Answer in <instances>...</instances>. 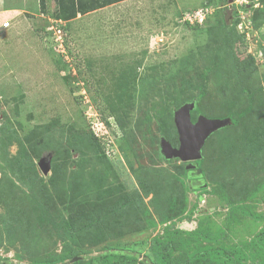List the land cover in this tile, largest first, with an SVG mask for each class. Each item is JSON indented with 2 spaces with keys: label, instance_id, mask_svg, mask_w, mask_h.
Wrapping results in <instances>:
<instances>
[{
  "label": "rangeland",
  "instance_id": "rangeland-1",
  "mask_svg": "<svg viewBox=\"0 0 264 264\" xmlns=\"http://www.w3.org/2000/svg\"><path fill=\"white\" fill-rule=\"evenodd\" d=\"M45 1L42 12L38 0H0V264H147L151 240L175 229L173 261L250 243L264 228V0H130L67 23ZM199 10L200 27L182 22ZM217 37L228 39L225 56ZM200 90L197 111L237 126L214 131L185 178L161 140L177 147L173 114ZM118 101L123 128L108 110ZM91 130L102 150L76 153L73 141L88 142L73 135ZM259 130L254 157L247 143ZM125 198L141 205L105 213L88 237L71 231L72 216Z\"/></svg>",
  "mask_w": 264,
  "mask_h": 264
},
{
  "label": "trees",
  "instance_id": "trees-1",
  "mask_svg": "<svg viewBox=\"0 0 264 264\" xmlns=\"http://www.w3.org/2000/svg\"><path fill=\"white\" fill-rule=\"evenodd\" d=\"M53 3V11L51 12V16L53 20L58 21L59 23H67L71 20L75 19L78 15H85L89 12L104 8L106 6H110L119 2H122L124 0H51ZM45 0H38V5L40 8V11L45 12ZM186 25L192 28H198L201 25L195 24V25H189V23L185 22ZM227 40V41H226ZM224 39L222 37H217L214 39V44L216 46V49L218 50V55L225 56L228 54V49L225 45V43L228 42V39ZM233 49V48H229ZM205 75V73H204ZM64 81H67V78H63ZM125 86L124 88H127V83L123 84ZM118 95L117 97H119ZM204 96V92L200 90L198 95L195 97L193 101L187 102V103H195V107L191 112V120L192 122H195L196 118L193 119L192 115H202L201 112L197 111V103L199 100ZM117 100H120L121 98H116ZM122 101H118L119 106H112L109 107V114L115 118L116 122L120 126V128H123L122 125V118L119 117V112L123 109L121 108ZM186 103V104H187ZM201 113V114H200ZM125 116V114H123ZM122 116V117H123ZM195 116V115H194ZM204 116V115H202ZM208 118V117H207ZM209 119V118H208ZM226 119H230V125L232 127L237 126V121L231 118L230 116H227ZM263 128V127H262ZM70 132V130H68ZM264 132V130H262ZM262 131L259 130L257 134L255 133L254 136H252L247 143V151L250 153V155L256 157L260 155V148L263 144V134ZM73 140H84L86 143L88 142V146L86 145L85 150H81V146L78 142L73 141V150L76 153H81V151H85V153L92 155L93 152L100 153V150H102L103 145L105 143L101 142L103 140L99 139L95 135L92 134V132L88 133H81L79 134V138H77L75 135H73ZM77 138V139H76ZM79 144V147H78ZM178 147V145H176ZM46 149H48L46 147ZM54 150V149H52ZM93 151V152H92ZM84 154V153H83ZM82 154V155H83ZM256 155V156H255ZM104 159V157H103ZM201 160L195 161L192 164L195 166V168L187 170L184 169V177H187V173H194L196 172L197 168L201 164ZM195 170V171H194ZM203 179L202 175H197L194 177H191V180L199 181ZM139 198V197H138ZM124 202L115 203L112 206L108 207V209L103 212L102 210L98 211H88V212H82L79 215L72 216L69 220V225L71 228V231L74 232V235L79 237H88L94 233V230H96L97 225L96 221L99 220L104 216V214H112L115 212H126L129 211L130 208L138 207L141 205L140 200L136 201H129L127 198ZM140 199V198H139ZM102 211V212H101ZM249 217H253L254 219H261V216H254L250 214H245ZM183 233L182 231H179L177 229L172 230L171 233H166L162 238H155L152 239L150 242V252L153 259L147 258V264H194L196 261L198 262H211L213 264H264V228L256 234L252 241L244 246H238L233 247L231 249L221 248V247H207L200 250H197L189 255L179 257L177 259L170 260L168 257L170 256L172 252V246L170 241V235L171 234H179ZM122 262H129V261H135L136 258L132 256L131 253H125L120 256ZM50 264H56V262L50 263ZM101 264H109L107 263V260L104 258L101 260Z\"/></svg>",
  "mask_w": 264,
  "mask_h": 264
},
{
  "label": "water",
  "instance_id": "water-1",
  "mask_svg": "<svg viewBox=\"0 0 264 264\" xmlns=\"http://www.w3.org/2000/svg\"><path fill=\"white\" fill-rule=\"evenodd\" d=\"M195 103L182 105L173 114V121L178 136V147L173 148L165 139L161 140V153L165 160L176 158L186 163V169L195 168L192 164L202 158L201 149L206 139L218 129L230 125V119H208L199 115L195 122L191 120V112ZM49 158H42L39 168L43 174L49 171Z\"/></svg>",
  "mask_w": 264,
  "mask_h": 264
},
{
  "label": "built area",
  "instance_id": "built-area-1",
  "mask_svg": "<svg viewBox=\"0 0 264 264\" xmlns=\"http://www.w3.org/2000/svg\"><path fill=\"white\" fill-rule=\"evenodd\" d=\"M208 13V10H199V11H191V12H188L186 13L182 18V22L185 23H189V25H195V24H198V25H201L204 23L205 19L207 18V13ZM212 13V11H211ZM210 13V14H211ZM4 27H8L9 24L8 23H4L3 24ZM89 119L92 118L91 120V127L92 128H97L98 125H99V122L98 120L96 119V117H92V114L88 117ZM94 132V134L98 137H104V135L101 133V131L99 130L98 133H96V130H92Z\"/></svg>",
  "mask_w": 264,
  "mask_h": 264
},
{
  "label": "crops",
  "instance_id": "crops-1",
  "mask_svg": "<svg viewBox=\"0 0 264 264\" xmlns=\"http://www.w3.org/2000/svg\"><path fill=\"white\" fill-rule=\"evenodd\" d=\"M130 0H124V1H122V2H119L118 4H124V2H129ZM131 3V2H130ZM115 5H117V4H115ZM114 6V5H113ZM128 7H130V6H128ZM9 11V10H8ZM8 11H4L3 13H0V17H3V18H5V17H8ZM12 12H16V11H12ZM9 18V17H8ZM26 18H21V17H18V19H17V21H10V23H11V25H13V23L15 22H17L18 24H22V25H25V22H26Z\"/></svg>",
  "mask_w": 264,
  "mask_h": 264
},
{
  "label": "clouds",
  "instance_id": "clouds-1",
  "mask_svg": "<svg viewBox=\"0 0 264 264\" xmlns=\"http://www.w3.org/2000/svg\"><path fill=\"white\" fill-rule=\"evenodd\" d=\"M91 120H92V118H90V123H91ZM90 125H91V124H90ZM91 132H92L93 135H95L94 132H93L92 130H91ZM95 136H96V135H95ZM96 137H98V136H96ZM98 138L101 139V140H105V138H103V137H98ZM175 148H177V147H175ZM185 164H186V163H185Z\"/></svg>",
  "mask_w": 264,
  "mask_h": 264
},
{
  "label": "flooded vegetation",
  "instance_id": "flooded-vegetation-1",
  "mask_svg": "<svg viewBox=\"0 0 264 264\" xmlns=\"http://www.w3.org/2000/svg\"><path fill=\"white\" fill-rule=\"evenodd\" d=\"M195 171V170H194ZM197 171V170H196Z\"/></svg>",
  "mask_w": 264,
  "mask_h": 264
}]
</instances>
